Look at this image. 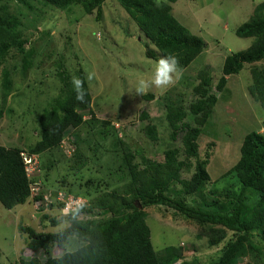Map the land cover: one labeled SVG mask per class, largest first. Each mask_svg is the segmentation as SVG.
<instances>
[{"label":"rangeland","instance_id":"1","mask_svg":"<svg viewBox=\"0 0 264 264\" xmlns=\"http://www.w3.org/2000/svg\"><path fill=\"white\" fill-rule=\"evenodd\" d=\"M156 1L169 3L173 16L206 44L188 65H179L182 74L173 86L166 91L153 86L139 95L135 92L138 82L152 78L160 58L145 55L146 37L117 0H102L99 19L96 18L95 7L87 12L77 3L56 9L34 0V8L29 10L18 0H8L10 8L21 15L20 28L28 37L29 46L34 48L35 59L25 76L18 66L13 68L19 65L18 54L12 52L8 59L12 92L5 100L0 96V106L4 109L0 117V144L16 146L21 152L28 153L30 145L39 139L37 117L57 93L58 62H63L71 77H74L77 67L82 66L92 97L90 107L95 120L85 116L93 121L85 122L78 129L77 138L72 128L64 135L65 141L76 138L71 156H66L61 147L33 154L40 170L34 176L35 181L41 182L39 194L72 189L87 200L102 190L123 184L127 176L121 170L115 174L121 161L118 138L139 152L137 160L146 156L161 159L164 150L179 146L181 133L177 142L170 138L166 104H185L193 99L192 88L198 81L197 73L202 69L209 71L213 82L217 81L224 58L231 52L247 48L252 41V37L237 36L235 28L251 16L256 4L264 0ZM255 64L264 65V60ZM251 66L245 64L238 73L228 76L221 91L213 87L217 102L198 138L201 154L208 143H214L206 166L210 175L207 188L221 190L228 186L237 192L240 184L235 174L226 172L239 158L244 135L251 130L264 132V109L248 91L252 81ZM143 110L157 128L155 141L150 140L144 131L146 120L140 119ZM191 119L192 115L188 114L185 120ZM190 174L183 172L185 178ZM245 193V203L252 207L258 198L256 192L247 189ZM213 199L225 206L230 203L222 195L211 193L204 200L210 202ZM188 201L193 200L188 197ZM18 207L6 209L0 202V264H19L21 258L34 255L44 257L41 250L35 253L25 246L26 235L18 230L19 224L32 226L37 231H57L67 225L57 201L50 206L31 198L24 209ZM145 212L155 251L168 245L181 246L185 259L208 263L218 257L222 244L232 237V232L227 231L221 243L209 246L208 235L198 222L179 211L152 205L145 207ZM251 240L257 241L255 232ZM78 245V240L72 236L67 238L64 248L73 251ZM259 246L260 254H247L237 264H264L263 243ZM63 251L56 245L50 249L53 256H59Z\"/></svg>","mask_w":264,"mask_h":264},{"label":"trees","instance_id":"2","mask_svg":"<svg viewBox=\"0 0 264 264\" xmlns=\"http://www.w3.org/2000/svg\"><path fill=\"white\" fill-rule=\"evenodd\" d=\"M18 1L29 10L34 8V0ZM36 1L56 9L77 3L87 12L95 7L97 19L102 15V0ZM117 1L146 37L147 57L176 56L179 65L186 66L204 49L205 41L192 34L173 16L169 3H158L156 0ZM21 25V15L10 8L8 0H0V96L3 100L12 92V79L7 67L12 52L20 57L19 65L13 68L18 66L24 76L35 59L34 48L29 46V39ZM235 34L252 37V41L247 48L231 52L224 58L217 81L213 82L209 71L202 69L197 73L198 81L192 88L193 99L185 104H166L170 138L177 142L181 133L179 146L164 150L161 159L146 156L137 160L139 152L118 138L121 161L115 174L121 170L127 176L124 183L87 199L79 213L70 211L62 214L67 225L60 230L37 231L32 226L19 224L18 230L26 235L25 246L35 253L41 250L44 255L43 258L36 255L21 258L19 264H237L247 254H260L259 243H263L264 250V132L251 130L244 135L239 158L226 172L235 174L240 184L237 192L228 186L221 190L207 188L210 175L206 166L214 143H208L202 154L199 152L198 138L217 102L213 87L221 91L228 76L238 73L245 64L252 65L248 91L264 109V65L255 64L264 60V1L254 6L251 16L235 28ZM56 75L58 90L37 117L40 137L28 148L30 154L59 149L69 128L75 131L77 138L78 129L85 122L95 120L90 107L92 97L82 66H78L74 77H71L63 62H58ZM74 78L83 82L84 102L76 98ZM3 111L0 106V117ZM188 114L192 115L191 121L185 120ZM87 115L93 120H87ZM140 119L146 120L144 131L150 140L155 141L157 128L149 114L143 110ZM76 138H70L74 149ZM184 171L191 172L188 178L183 176ZM33 182L34 177L27 175L21 149L0 144L1 204L6 209H12L29 198L42 201L43 194L31 196ZM247 189L254 190L258 197L252 207H247L245 203ZM63 192L66 195L73 192L75 197H80V193L72 189ZM210 193L222 195L230 203L225 206L215 199L210 202L204 200ZM188 197L193 201H188ZM52 200L48 203L50 206L57 201L53 197ZM57 203L60 208L63 206L62 202ZM152 205L175 209L197 221L208 235L209 246L221 243L227 231L232 232V237L222 244L218 257L208 263L185 259L181 246L168 245L155 251L150 240V228L145 221V207ZM214 205L216 207H212ZM52 221L57 224L54 219ZM254 232L256 242L251 240ZM72 236L79 245L73 251H66L65 242ZM54 245L64 250L61 255L51 254L50 249Z\"/></svg>","mask_w":264,"mask_h":264},{"label":"clouds","instance_id":"3","mask_svg":"<svg viewBox=\"0 0 264 264\" xmlns=\"http://www.w3.org/2000/svg\"><path fill=\"white\" fill-rule=\"evenodd\" d=\"M179 68V60L176 56H164L156 62L154 74L150 80L141 79L135 92L139 95L145 94L153 86L162 91H166L170 86H173L181 75ZM74 84L77 89V100L84 102L85 92L83 91V82L80 79L74 78ZM84 207L83 202H75L74 207H70L69 211L79 213Z\"/></svg>","mask_w":264,"mask_h":264},{"label":"built area","instance_id":"4","mask_svg":"<svg viewBox=\"0 0 264 264\" xmlns=\"http://www.w3.org/2000/svg\"><path fill=\"white\" fill-rule=\"evenodd\" d=\"M69 141H65L64 139L61 140L60 147L63 149V152L66 154V156H71L74 152V144L71 143L70 138H68ZM21 156L23 159V162L25 164V168L27 171V175L30 178H33L35 174H39L40 170L37 167V159L33 156V154L30 153H24L21 152ZM29 167V168H28ZM41 190V182L39 180L35 181L31 184V196L38 195ZM52 197L55 198L57 201H60L63 203V206L60 208L61 212L63 214L69 213V208L74 207L75 202H83V204L86 202V200L82 197H75L72 194H65L61 190H57L52 194L50 191L43 193V200L38 201L37 203H45L48 204L51 202Z\"/></svg>","mask_w":264,"mask_h":264},{"label":"crops","instance_id":"5","mask_svg":"<svg viewBox=\"0 0 264 264\" xmlns=\"http://www.w3.org/2000/svg\"><path fill=\"white\" fill-rule=\"evenodd\" d=\"M30 200H31V198H29L25 203L20 204V206H19V205L15 206V208H17V207L19 206V207H18L19 209H21V208L24 209V207L27 206V205L29 204ZM60 212H61V211H60Z\"/></svg>","mask_w":264,"mask_h":264},{"label":"water","instance_id":"6","mask_svg":"<svg viewBox=\"0 0 264 264\" xmlns=\"http://www.w3.org/2000/svg\"><path fill=\"white\" fill-rule=\"evenodd\" d=\"M137 206L140 207V204L137 202Z\"/></svg>","mask_w":264,"mask_h":264}]
</instances>
